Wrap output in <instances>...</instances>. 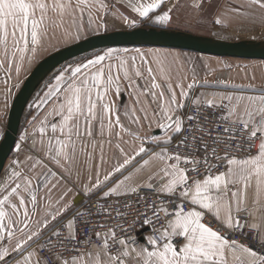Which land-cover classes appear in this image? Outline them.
<instances>
[{
    "label": "snow or ice",
    "instance_id": "1",
    "mask_svg": "<svg viewBox=\"0 0 264 264\" xmlns=\"http://www.w3.org/2000/svg\"><path fill=\"white\" fill-rule=\"evenodd\" d=\"M164 3L165 0H128L131 12L140 19L123 13L120 16L130 28H136L144 20L167 26L173 22L171 14L175 6L159 11ZM249 4L264 9V0H249ZM201 6V3L194 4L196 8ZM94 9L97 13L106 12L108 4L105 0H0V69L10 74L15 66L19 74L22 62L31 59L27 54L34 56L42 46L49 23L62 28L65 16L73 18L76 28L75 36L71 38L80 40L85 29L83 23L76 22L77 17L83 20L86 14L91 26ZM234 11L239 12V9ZM97 18L101 20V27L107 30L103 18ZM216 23L222 21L217 19ZM66 34L71 36L67 30ZM134 52V55H128L127 48H108L84 62L69 65L55 77V84L48 86L40 102L48 104L51 101V111L33 129L31 147L37 151L39 142V150H43L47 160L63 174L53 171L39 157L31 164V170L39 166L47 171L48 176L58 177V181L71 180L77 141L81 142L80 151L86 152L84 137H93L95 123H99L101 135L107 130L109 144L113 129H118L117 139L133 145L131 154L117 143L115 147L122 160H117L102 179L99 171L94 182L90 175L88 183L81 187L86 195L107 187L101 199L138 194L147 188L157 196L159 203L157 200L148 203L140 197L147 207L144 212L137 211L132 226L134 228L137 223L142 228L148 226L151 234L140 242L139 234H130L122 225L119 226V235L116 228L107 227L103 233L95 232L100 244L82 250L80 246L90 244L92 237L85 241L77 239L74 217L67 222V236L59 230L53 236L61 247L64 240L74 242L71 250L77 254L69 260L58 252L56 261L58 264H264V237L260 236L257 224L251 227L257 231L259 248L231 238L248 226L241 223L240 213L248 211V192L253 186V210L264 213V89H260L257 95L201 92L192 99V90L208 87L207 80L200 83L194 74L186 88L183 81L173 85L171 77L163 71L157 78L151 66L154 61L148 54L139 48ZM153 55L159 64L160 57ZM174 59L178 60L179 56ZM122 83L133 99L131 106L124 103ZM113 95L121 98L127 125L122 122L121 105L114 102ZM141 97L145 98L146 106L141 103ZM189 100L193 107L185 112ZM36 107L39 108L40 104ZM148 109H151V119ZM207 110H212L211 116L221 113L216 116L214 128L205 127L210 122L209 115H205ZM36 119L34 116L33 121ZM141 120L148 122L149 129L155 122L163 136L142 135L144 124ZM186 123L188 134H183ZM28 135L25 132L20 141L27 140ZM125 135L131 140H124ZM177 136L181 138L175 148L170 149L168 146ZM205 137L211 138L212 143L209 144ZM15 147L17 153L22 150L21 143ZM100 147L103 162V145ZM86 154L91 159V153ZM33 159L32 155L26 157L29 161ZM20 164L19 160L12 161L11 175L0 182V264H9L16 254L24 253L50 220L56 221L72 207L71 203L59 206L60 201L73 191L67 187L60 201L56 202L58 206L46 211L44 220H37L36 230H32L31 218L37 214L40 203L39 189L47 188L48 184L42 185L39 177L35 178L34 184V178L23 172ZM129 167L132 171L122 175ZM118 173L122 179L108 187ZM76 179L79 180V173ZM124 207L130 208L131 205L125 204ZM116 215L127 218V213L119 210ZM248 215L252 212L248 211ZM76 216L82 217L84 213L78 212ZM98 226L105 228L104 224ZM35 255V250L27 252L15 264H33ZM35 264H40L39 259Z\"/></svg>",
    "mask_w": 264,
    "mask_h": 264
},
{
    "label": "crops",
    "instance_id": "2",
    "mask_svg": "<svg viewBox=\"0 0 264 264\" xmlns=\"http://www.w3.org/2000/svg\"><path fill=\"white\" fill-rule=\"evenodd\" d=\"M105 2L108 4V9L106 12L101 11L97 13L95 9L93 10L94 23H92L91 26H89L88 24V17L86 14L83 17V20L77 17L76 22L83 23L85 29L81 33V39L79 41H76L71 38L72 36H75L76 33V28L75 26H73L72 23V17H64V23L62 28L56 27L50 22L49 29L60 28L64 32V37L67 38L70 42L74 41V43L72 44H75L88 37V34L98 32L99 30H101V28H104L101 27V20L97 18L99 16L103 18V23L106 24L107 28L117 27L120 31L133 30L137 28H155L183 31L202 37L230 42H264V9H259L255 5H250L249 0H165V3L161 6V9L159 11H164L167 8L175 6L173 7V12L171 14L173 17V22L170 25L164 26L144 20L139 23L136 28H130L125 25L123 18L120 16V14L123 13L124 15H128L130 18H135L137 20L140 19L137 14L131 12V9L128 7V0H105ZM134 2H147V0H134ZM196 3H201L202 6L200 8H196L194 7V4ZM237 8L239 9V12L234 11V9ZM111 17L116 18L117 22L111 21ZM217 19H220L222 23L217 24ZM66 30L68 32H71V36L66 34ZM51 44L52 43L50 42L43 41L42 46L39 47L37 53L34 56L31 53H28L27 56L31 57L30 60H43L46 58L44 57V55L45 51L48 48L47 45L51 46ZM147 48L153 49L154 47ZM161 53L169 54L168 52H162L158 49H153L150 52H147L146 54H148L149 58L153 56L155 62V57L153 54H156L162 58L163 56L161 55ZM134 54L135 53H128V55ZM30 60L26 58L22 62L19 74L16 73L15 66H13V69L10 74L6 73L4 69H0V144L4 139L6 133L9 115L14 98L21 89L20 87L23 83V78L28 75V61ZM154 62L152 63V65L154 64ZM259 62L263 63L264 65V61ZM166 67L171 66L167 65L165 63V60H162L160 64L152 66L158 79L160 77L161 71H163L171 77V82L173 83V85H175V83L178 81H183L186 88L187 84L189 82H192V79H189L192 78V76L190 75V71L188 69V72H185V74L183 75L182 72L180 73L179 71L177 72V70H172L171 68ZM260 68L254 66L252 68L243 69L237 73V77H235L234 79L230 76V74H228L229 76L227 77H229V79H227L226 81L220 83L214 81L210 82L208 87H196L191 92V98L195 99V97L198 96L201 92L209 94L213 92L243 93L246 95L260 94V89H264V66ZM211 72L217 73L216 70H212ZM253 79H255V81ZM5 81H7V83H5ZM140 83L143 84L144 81H140ZM54 84L55 83L40 85V87L36 91V93L38 94L36 99L33 100L32 98V100L30 101L22 119L20 132L16 142V144H22V150L17 153L16 147L14 148L0 175V182H3L7 178V176L11 175V162L14 160H19L21 162L20 169L34 178V184L36 183V177H39V182L42 185L45 183L48 184L47 188L41 187L39 189L40 203L37 210V214L32 216L31 218L30 226L32 227V230H36L35 222L37 220H40L41 222L44 220L46 211H51L58 206L56 202L60 201V198L64 194L65 189L67 187H71L73 191L71 193H68V195L65 196L62 201H60L59 206H62L65 203H71L72 207L70 211H68L61 217H58L56 221H51L49 217V225L46 228H43L39 236L34 238V240L30 242V246L26 247L24 253L16 254L14 258L9 261V264H15L16 260L22 258L23 254H26L27 252H32L33 250L36 251V255L32 258L33 264H35V261L38 259L36 247L39 239L44 236L48 231L53 229V227H55L58 223L65 220L77 209L78 204L82 201L83 196H86L81 186L83 184L88 183L89 176L91 175L93 177L94 182L96 173L97 171H99L100 177L102 179L103 176L107 174V172L112 170L117 160H122V157L120 156V153L116 149L115 145L117 143H120L121 146L124 147L125 151L129 152L130 154L133 148V145L131 143L125 144L123 140L117 139L116 131H118V129H113L111 135V144H109L108 141L110 137L108 135L107 130L105 129L104 134L101 135L99 123L97 122L94 124L92 129L93 137H84L83 143L87 146L86 152L80 151L81 142L77 141V152L76 158L72 165L73 173L71 180H67L66 178L65 180L58 181V177L48 176L47 171L39 166L35 170H31V164L35 163V159L39 157L44 159V162L48 164V167L51 168L53 171H56L58 174H63L61 169H59L54 163L47 160L44 151L39 150V142H37L36 146L38 149L37 151H34L31 147L33 140L31 133L33 132V129L38 126L39 121L43 119L44 116L47 115L52 108L51 101L48 104H41L40 102L44 99V94L48 91V86ZM249 85L253 87L250 88ZM122 95L124 103L131 106L133 104V99L130 95V92L126 89V86L123 83ZM112 99L117 105H121V98H118L113 95ZM141 103L145 104L146 106V101L144 97H141ZM37 104H40L39 108L36 107ZM187 104L189 106L191 104V100L187 101ZM148 110L151 119V109ZM120 112L122 122L127 125L128 121L123 116L124 108L122 105L120 108ZM34 116L37 118L35 122L33 121ZM49 119L58 120L57 117H49ZM141 123L144 124L142 135L144 133H150L154 135L163 136L161 130L156 127L155 122L152 123L151 129L148 128V122L141 120ZM132 127L134 128L135 126L132 125ZM25 132H27L29 135L27 140L22 142L20 141V137L24 135ZM175 138L173 139V141L175 140ZM124 140L130 141L131 138L125 135ZM93 142H95V148H93ZM101 144L103 145V162L101 161ZM149 147H152V145H149ZM86 153H91V159H89V156ZM28 155H32L34 159L31 161L26 160V157ZM134 166L135 165H133V167ZM131 171L132 168L129 167L126 171L123 172L122 175H127L128 172ZM42 172L44 173V175H40ZM77 173H79L78 181L76 179ZM122 175L119 173L116 174V176L108 183V187L113 186L117 180L122 179ZM45 176H47V180H45ZM137 179H142V177H137ZM52 185H55V187H52ZM103 191H107V187H102V189L97 190L95 194H92V196L102 194ZM254 198L255 189L253 186V188L250 189L248 192V211L252 212V215L248 216L249 225L251 227L252 224H257L259 226L260 236L264 237V213L253 210L252 201ZM49 205L52 206L51 209L49 208ZM29 208H31L30 204ZM17 236L20 237L21 234L17 232ZM14 243L15 241H13V244Z\"/></svg>",
    "mask_w": 264,
    "mask_h": 264
},
{
    "label": "water",
    "instance_id": "3",
    "mask_svg": "<svg viewBox=\"0 0 264 264\" xmlns=\"http://www.w3.org/2000/svg\"><path fill=\"white\" fill-rule=\"evenodd\" d=\"M118 47H165L220 58L264 61V42H230L183 31L137 28L94 35L60 49L33 70L14 98L4 139L0 144V175L12 154L25 111L37 89L60 66L92 52Z\"/></svg>",
    "mask_w": 264,
    "mask_h": 264
},
{
    "label": "built area",
    "instance_id": "4",
    "mask_svg": "<svg viewBox=\"0 0 264 264\" xmlns=\"http://www.w3.org/2000/svg\"><path fill=\"white\" fill-rule=\"evenodd\" d=\"M192 105L190 104L185 112H188L192 109ZM212 110H207L205 115H209V121L205 124L206 128H214L216 116L221 113L217 112L216 116H211ZM204 123V121H201ZM223 131V127L220 129ZM187 132V123L185 124V133ZM182 134V135H183ZM215 131H213L212 135L215 136ZM199 135V133H196ZM190 136V134H189ZM181 137L177 136L175 140L168 147L170 149H174L176 143L179 141ZM209 144L212 143L211 138L205 137ZM257 143H259L257 141ZM255 152V149H253ZM244 153H240L243 155ZM102 194L98 195H86L83 196L82 201L78 204L77 209L68 216L65 220L58 223L53 229L48 231L44 236H42L37 243V256L40 261V264H58V261L55 259L56 253H61L65 258L71 260V257L76 255V252H73L71 248L73 247L74 242H70L68 240L63 241V247L57 242L53 233L56 231H62L63 236H67L69 229L66 228L67 222L76 217L75 223V231L77 235V239L81 241H85L87 237H92L91 243L80 246L82 250L85 248L91 249L94 245L100 244V241L96 239L95 232L99 231L103 233L107 227H114L117 230L118 235L120 234L119 226H123L128 229L129 233L132 235L139 234L140 242H143V237L150 235V231L148 226L141 227V224H135L134 228L132 226L133 218L136 216L137 211L144 212L147 205L144 200H140V197H144L148 203H151L153 200H157V196L150 192L147 188L142 189L138 194H130V195H121V196H111L106 199H101ZM159 203V201L157 200ZM125 204H130V208H125ZM117 210L120 212L127 213V218H122L117 216ZM78 212H83L84 216L77 217L76 214ZM110 213V215H109ZM149 215L151 213L149 212ZM240 216L242 217L241 223H246L248 226L244 227L242 231L236 232L231 238L241 240V242L248 244L249 246H254L259 248L260 240L257 238V231L253 229L249 225L248 211L241 212ZM104 224L105 228H100L98 225ZM260 234V232H259ZM51 241V243H49ZM51 249V251L49 250Z\"/></svg>",
    "mask_w": 264,
    "mask_h": 264
},
{
    "label": "rangeland",
    "instance_id": "5",
    "mask_svg": "<svg viewBox=\"0 0 264 264\" xmlns=\"http://www.w3.org/2000/svg\"><path fill=\"white\" fill-rule=\"evenodd\" d=\"M110 20L117 22L116 18H114V17H111ZM114 31H120V30L117 27L116 28L115 27L114 28L108 27L107 30H105L104 28H101V30H99L98 32H93L91 34H88L87 36L91 37L93 35L110 33V32H114ZM88 37H86V38H88ZM44 41L52 43L51 46L47 45L48 48L45 51L44 57H47L50 54H52V53H54L60 49H63L65 47H68L72 43H74V41L70 42L67 38L64 37V32L60 28H54V29L48 28V34L45 37ZM76 41H79V40H76ZM118 48L119 49L127 48V49H129L130 54L135 53L134 50L137 48H139L141 51H143L145 53L150 52L153 49H158V50H161L162 52H168L170 55L167 53H164V54L161 53V55L163 57L161 58L159 56L160 57V63L162 62V60H165V63L167 65L171 66V67H166V68H171L172 70H177V72L179 71L180 73L182 72L183 75L185 74V72H188V70H189L190 75L192 76V78H189V79L193 80V77L195 74L196 80L199 81L200 83H203L205 80H207L208 83L214 82V81L220 83V82H223V81H226L227 79H229V77H227V76H229L228 74H230V76L233 77V79H234L235 77H237V73L243 69L252 68L254 66H257L259 68L264 66L263 63H261L259 61L213 57V56L202 55V54L189 52V51L169 49V48H165V47H154L153 49L147 48V47H144V48L143 47H123V48L118 47ZM105 50H107V49H102L99 51L92 52L86 56L79 57L75 60H72V61L60 66L59 68H57L56 70H54L52 73H50L48 75V77L44 80L42 85L55 83V77L62 70L67 68L69 65H75L77 63L84 62L88 58H92L97 54H102ZM177 56H179V59L175 60L174 57H177ZM149 59L154 61L153 56H151ZM166 60H169V61H166ZM41 61H42V59L28 61V64H29L28 75L25 78H23V83H22L20 88H22L26 79L29 77V75L33 72V70L38 66V64ZM139 63L140 62H138V65H139ZM157 64L158 63L154 62V64L151 66H155ZM212 70H216L217 73H212L211 72ZM217 75H218V79H217ZM253 80L255 81V79H253ZM37 95H38L37 93L34 94L33 100L36 99Z\"/></svg>",
    "mask_w": 264,
    "mask_h": 264
},
{
    "label": "bare ground",
    "instance_id": "6",
    "mask_svg": "<svg viewBox=\"0 0 264 264\" xmlns=\"http://www.w3.org/2000/svg\"><path fill=\"white\" fill-rule=\"evenodd\" d=\"M30 76V75H29Z\"/></svg>",
    "mask_w": 264,
    "mask_h": 264
}]
</instances>
